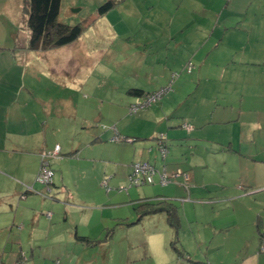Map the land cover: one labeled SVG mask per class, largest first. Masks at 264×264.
I'll list each match as a JSON object with an SVG mask.
<instances>
[{"label":"crops","instance_id":"obj_1","mask_svg":"<svg viewBox=\"0 0 264 264\" xmlns=\"http://www.w3.org/2000/svg\"><path fill=\"white\" fill-rule=\"evenodd\" d=\"M65 1L68 0H61V23H65L61 18ZM78 1L71 0L69 6L77 9H69L65 15H78L84 7L88 8L89 13L68 19L70 24H74L91 17L81 36L60 48L36 51L28 46L30 34L24 1L0 0V196L9 199V204L14 199L11 194L18 196L26 204L23 208L32 214L22 219L8 217L7 207L3 206L4 209L0 204L3 210L0 213V250L5 248L4 241L13 236L10 243L7 242L10 249H7L6 259L0 257V264H37L34 259L36 253L42 256L45 252L46 256L61 255L63 258L69 249L78 250L79 247L85 253L90 244L78 238H86L92 243L93 230L99 228L103 231V225L109 221L104 217L108 204L102 202H65L67 207L62 219H54L52 213L46 218L36 215L33 208L37 200L34 193L38 189L35 179L40 153L50 152L58 145L62 157L53 162H57V168L61 170H65L66 160L71 164L87 160L97 165L104 160L98 154L100 151L118 152L124 145L129 147L123 144L126 142L113 141L115 137L121 140L132 138L137 140L135 150L140 151L137 159L134 153V159L127 165L128 172L133 163L145 160L146 149L150 146L142 142L150 140L143 139L149 133H132L130 126H148L150 122L147 119L152 116L156 117L158 124L161 123L157 130L163 129V121L168 116L164 127L167 130L162 131L170 147V157L165 164L163 162L166 171L169 169L168 174H174L184 169L180 172L190 176L188 190L180 186L181 178H177L179 183L161 187L153 198L170 200L175 204L178 200L191 203L192 197L196 203L204 196L205 188L208 195L213 192L209 184L203 183L208 161L214 160L215 156L219 162L230 157L238 169L236 187L232 195L218 194L212 204L237 201L236 212H247L244 220L246 217L251 220L235 219L237 221L228 226L251 228L253 233V238L241 247L239 253L243 255H239L237 264H264V252H258L256 233L258 224L264 230V0H236L245 6L240 11L230 10L233 0H219L225 2L224 9L230 12L225 16L217 8L218 0H192L200 8L198 21L191 23L184 19L181 23L185 27L180 28H188L185 31L190 32L188 30L193 23L197 27L191 30L194 36L190 35V39L181 44L177 38L171 42L176 33L172 32V24L162 30L150 19L143 20L148 16L145 15L147 10L152 9H147L148 1L137 2V7L134 4L133 8L122 11L111 10L101 16L95 15L92 9L104 0H82L84 5ZM135 30L137 36L134 35ZM143 30L146 34L141 36ZM117 41L120 42L117 47L122 44L124 49H129L134 45L137 49L134 62L137 66L130 68L128 65L129 73L118 80L106 67L110 65L111 57H119L121 61L128 57L122 56V48L116 50ZM158 47L160 50L156 52L157 60L154 61L161 62V74L154 71L149 74L144 65L150 60L145 55H152V49ZM189 62L194 63L190 74L173 83L172 91L165 95V101L159 102L160 106H149L143 116L128 121L127 115L139 113L130 114L129 107L141 100L129 94L130 89L155 92L168 84L170 73L179 70L185 73ZM95 72L98 74L96 77ZM44 81L53 88L42 87ZM183 105L185 112H174ZM184 125L190 129H185ZM155 138L152 135L151 140ZM227 140L228 144L224 143ZM186 148L191 152L189 160L184 156ZM88 149L97 152L88 157ZM176 159L181 160L176 163L182 164L181 167L173 163ZM151 165L156 169L163 166L158 167L156 159ZM112 168L115 172L118 166ZM82 173L83 170L77 168L76 174ZM105 178L107 176L102 182L106 180L107 185L114 179L113 176ZM221 178H224L222 174ZM97 180H93L91 186L88 184L82 193H92L93 190L102 197L104 194L98 185H102L100 176ZM60 181L59 188L55 187L59 192L75 194L71 188L74 186V190H80L77 188L79 179L78 182L74 180L70 188L66 187L63 178ZM223 184L221 187L225 188L228 183ZM123 188L126 187H120L118 191H123ZM42 205L43 208L53 207V204L44 202ZM82 211L86 214L83 215ZM73 212H79L81 218L74 221L69 217ZM94 213H99V218H94ZM94 219V224H90ZM199 235L194 236V240ZM183 248L181 246L184 256L190 258L188 251L192 249ZM27 256L32 258L31 262H24Z\"/></svg>","mask_w":264,"mask_h":264},{"label":"rangeland","instance_id":"obj_2","mask_svg":"<svg viewBox=\"0 0 264 264\" xmlns=\"http://www.w3.org/2000/svg\"><path fill=\"white\" fill-rule=\"evenodd\" d=\"M105 1L106 0L100 2L96 6V9ZM146 1H148L147 9L150 7H152V9L147 10L148 13L145 15L148 16H146L143 20L150 19L151 20L150 22L153 25L157 26L162 30H165L166 27L169 28L170 25L172 24L174 30L172 32H176L171 37L172 43H174L175 41L174 38H177V41L181 44L184 43L186 40H189L190 35L194 36V33H192L191 30H193V28H196L197 24L193 23L192 28L188 30L190 32L185 31L188 28L186 29L180 28V27H185L184 24L181 23V21L184 19H188L191 23L194 21L195 22L198 21L197 14L199 17L200 8H198L197 4L194 5L192 0H118L112 11L119 9L120 11H122L123 9L126 8H133L135 6L134 4H136L137 7V2L139 4H142V3H146ZM216 2H218L217 8L219 9V11L223 12L224 16L230 13L228 9H224L225 8L224 1H222V3L219 0ZM70 3L71 0H68L67 2L65 1L63 3L62 5L63 15L61 18L65 22L63 24L73 26V25H77L80 22H74V24H70V20L68 19L72 17H77L79 15L81 17L85 13H89V10H87L88 9L87 7H84L82 13L78 15L71 14L70 16H66L65 14L69 12V9L70 11L77 9V7H70L69 6ZM78 3L80 5H84V2L82 0H79ZM194 7H197L198 9L196 10L194 9ZM229 8L232 11H240L243 10L245 6L243 7L241 6L240 3L236 2V0H233L230 3ZM94 9H92L93 13L96 11V9L95 10ZM191 12L192 14L189 15ZM126 20L129 21V19ZM66 21H69V23H67ZM213 25H215V22L213 23ZM139 27L142 28L143 23L140 24ZM144 34H146V30L142 31L141 36H144ZM134 35L137 36V32ZM119 43L120 42L117 41L115 45L116 50H120V48H122L120 50V53L122 54L124 52L122 56H128V57L127 58L125 57L124 60L122 61L119 57L117 59L111 57L109 62L110 65L108 66H106V64L103 63V65L109 68V73L113 74L116 77V80L121 79L122 77H124V75H127L130 71L129 70L130 68H133V66H137L134 63L137 60L136 58L137 49H135L136 47L132 45V48L124 49L122 44L119 47H117ZM159 48L160 47L152 49V55H145V58L150 60V62L144 65L147 71H149L148 72L149 74L153 73V71L154 73L161 74L160 72L161 66L159 65L161 64V62L156 63L154 61L156 59V54H157L156 52L160 50ZM221 48H225V47H221ZM125 64L127 65L125 66ZM128 65L130 68L128 67ZM193 65H194L193 62L191 63L189 62L187 64V68H186L187 71H185V73H183L181 70L170 73V76L167 79L168 81L167 88L168 89L170 88L168 92L172 91V85L176 80H179V77L181 78H183L184 76L187 77L188 74H190ZM162 67L164 68V66ZM189 68L190 71H188ZM172 74H177L178 76L173 81V83L170 81ZM94 76L96 77L98 76V74L95 72ZM47 83L49 84V82L44 81V84L42 83V87L45 86V88L47 89L51 88L52 85L50 84L46 85ZM166 94L167 93L162 95V97L158 100V102L152 104L151 106L152 107L160 106L161 103L159 102L165 101ZM147 110L148 109L142 110L137 115L134 116L127 115V117L130 118L128 119V121L141 117V115L147 112ZM174 112H182V113L185 112V106L184 105L181 106L180 110H175ZM166 118L163 121L165 122L163 123L165 125L164 127H166L167 125L166 123L168 122ZM147 120L150 122L148 123V126L141 124H139V126L132 125L130 126V129L132 133H136L137 131H142V133L145 132L149 133L147 138H143V139H150V140L142 141L150 144V146H148V148L146 149V153H145L146 157L145 160H143V162H147L146 160H149V164L150 163L153 164L154 159H156L157 166L160 167L163 165V162L164 164L166 163V160H168L170 156L167 154V156L163 160L161 158V154L159 150L157 149V145H156L157 139L155 138L156 140H151V137L152 135L158 136L160 135V133L164 134L167 128L163 127V129L161 128V130H157V126L160 125L161 123L158 124V122L155 121L156 120L155 116L154 117L152 116ZM63 121L69 122V120H62V122ZM187 125L192 127L188 123ZM221 139L222 138H220V140ZM119 141L126 142L123 144L129 145V147L124 145L122 149L117 150L118 152L100 151L98 153L99 155H102L104 157L103 162L106 161L107 162L106 164L102 162V164L100 163L94 165L93 163L87 160L82 161V163L71 164L69 163V161L66 160L65 161L66 171H65V170H61L60 168H57L58 167L56 165L57 162H53L54 160H52L51 162L53 163H50V165H51V169L54 172V177L52 180L54 181V186H51V190H49L50 196L44 195L45 194L43 192L44 188L39 183H37L38 189L36 190V193H34L35 191L33 189H29L35 194L34 196H36L37 198L35 207L33 209L36 211L35 212L36 215H38L39 217H41L40 215H42L43 216L42 218H46L47 214L52 213V215H55L54 219L56 218L62 219L65 215L64 214L65 207H67L65 202H69L73 204L84 203V202L86 203L102 202L108 204L106 207L107 209L104 210V217L109 221L107 222V224L103 225L104 228L103 231H101V229L99 228L93 230L92 238H90L92 241V245L90 244L89 248L86 249L87 251L85 253L81 247H79L78 250H75L74 248L69 249L67 251L68 255L63 256V258L61 255H58L59 257L46 256L45 252H43L42 256L36 253L34 259L37 260L36 261L37 264H68L70 261L71 264H199V263L200 264H237L238 260L240 259L239 255H243L239 253L241 247L243 245H246L249 239L253 238V236H251L253 233L251 228L246 229L245 227L242 228L240 227V229H237L238 227L230 228L228 226L236 222L237 220L235 221V219H240L241 221H245V220L249 221L251 219H246L247 218L246 217L244 220V215H246L247 212L241 211V214L240 212H236L235 209L238 206L237 201H234L233 203L217 202L212 204L214 202V199L219 196L218 194L232 195V191L236 187V183H237L236 170L238 169L234 167V164L231 161L230 157H226L225 160L219 162L216 161L218 156H215L214 160L208 161L209 164L208 171L207 174H205V176L203 177V183L209 184L208 186L210 190L213 191L212 193L208 195L207 190L205 188L204 196L201 197L202 198L201 200H197L196 203H193V201L195 200L192 197L190 198L189 201L191 203H185L182 200H178V202L175 203L180 218L179 221L181 222V223L179 222L180 227L178 232L175 233V231L169 226L165 217L163 215H160V213L148 215L144 217L142 221H138V216L136 214L137 205L141 201L145 199L147 200L153 199L154 196L159 194L158 191L161 190L160 189L161 186L157 183V181L152 186L132 187L127 192H125L124 190L118 191L120 187H127L129 175L131 174V170L127 172L128 169L127 165H129L131 163V160L134 159L133 158L134 153L137 159V154H139L140 151L137 150V148L135 150V144L137 143V140L135 139L133 140L132 138H127V139L124 138L123 140L118 139V141L116 142ZM224 143L228 144V140L227 142L225 141ZM167 146H168L167 150L169 151L170 147L169 145ZM87 152L90 153V155L88 156L90 157L91 154L96 153L97 150L93 152L91 149H88ZM190 154L191 152H189V149L186 148V151H184V156L188 158L191 157ZM75 155H77V153H75ZM66 157H71V156H66ZM177 161L181 162V160L176 159L173 160V163H175L176 166L181 167L182 164H176L178 163ZM112 166H118L117 169L115 168V172ZM77 168L82 169L83 173L77 175L76 174ZM92 171H96V172H92ZM100 171L104 173H99ZM74 172H75V176L71 177V174H73ZM176 172H178V170ZM167 173H169V169L167 170ZM221 174L224 178H221ZM99 176H100V182H102L104 176H107V178L105 179H108V177H112V176L114 177V179H112L108 184V191L106 188H104L101 185V183H99L98 185L100 186L101 191L104 194L102 195V197H100L93 190L92 193H87V194L82 193V191H84V188H87L88 184L91 186L92 181L97 180ZM61 178H63L64 184L66 185L67 188H70L71 184L74 185L73 182L74 180H76L75 182H78L79 179V186L77 188H80V190L79 191L76 189L74 190L73 188L76 187L74 186L71 188L73 190L72 192H75V194L70 192L72 194L68 195L67 192L64 193L59 192L58 188L61 182L60 181ZM176 180L173 182V184L170 185H176L174 183H179V181ZM223 183H228L227 187L222 188L221 186L225 185ZM56 186L58 188H55ZM92 188H94V186H92ZM42 192L43 194L41 195ZM128 194L130 195V197H128ZM11 196L14 198L11 204L8 203L9 199H6L4 196H0V204H2V207L3 206L7 207L8 217L17 216L18 219H22V217L32 216V214L28 212L29 211L28 209L23 208L24 206H26V204H23L24 202L20 200L18 196L14 194L13 195L11 194ZM43 202L47 203V205L53 204V207L43 208L44 207L42 205ZM152 202L153 204H155L154 201ZM9 206H12V209ZM1 212H3L2 209H0V213ZM82 213L83 215H85L86 211H82ZM97 216L99 218L100 216L99 213H94V218H97ZM69 217L72 218L74 221H76L81 218V215L79 212H73L72 214L69 215ZM94 221L95 219L90 224H92ZM107 233L111 234L110 239H108L109 234L106 237ZM177 234L179 235L180 242H178L177 240L178 239ZM197 234H200L199 238L197 240H194L195 239L194 236H196ZM12 239L13 236L12 238L11 237L7 238L3 243V247L5 248L0 250V257L4 256V260L6 259V255L8 254L7 249L9 247L7 245V242L10 243ZM173 242H176L174 244L175 245L174 247H176L178 250H180L179 248H181V246L182 248L184 247L183 249L186 248L192 249L191 252L188 251L191 259L190 262L188 260V257L185 258L179 257L176 250L172 247ZM260 249L261 247L259 248V253H260ZM245 251H246V247H245ZM31 259L32 258L30 256H27L24 262L26 261L27 263L29 261L31 262Z\"/></svg>","mask_w":264,"mask_h":264},{"label":"trees","instance_id":"obj_3","mask_svg":"<svg viewBox=\"0 0 264 264\" xmlns=\"http://www.w3.org/2000/svg\"><path fill=\"white\" fill-rule=\"evenodd\" d=\"M22 1H24L25 3L24 12L27 16L26 26L30 34L29 44H28L30 50L48 51L51 49H56V48H60L62 46L68 45L76 41L81 36V34L85 30V27L91 21L90 20L91 17L89 16L88 18L78 23L77 25L70 26V25L61 23L59 21L61 0H22ZM117 1L118 0H106L104 3L98 6L94 14L101 16V15L108 13L115 7ZM128 93L133 96L141 98L140 101H142L143 99H145L146 97H148L154 92L144 93L141 90L130 89ZM166 145H167V142H166ZM43 153H48V152L40 153L39 155L40 163H41V155ZM55 159H58V158L50 159L49 163H51V161ZM39 167H40V164H39ZM50 168H51V165H50ZM53 176H54V173L52 175L51 181L49 182L47 186L40 184L44 188L43 190V192L45 193L44 195L50 196L49 190H51V186H53V181H52ZM156 181H157V178H155L154 184ZM170 184H173V182ZM152 185H149V186H152ZM161 187H165V186H161ZM24 197H25V194L22 195V198ZM152 201H154L155 204H153ZM136 210H137L136 214L138 216V221H142V219L148 215L160 213L164 215L169 226L175 231V233H177L179 230L180 223H179L177 206L170 200L158 199V198H153V199H148V200L145 199L141 201L140 203H138ZM50 217H51V214H50ZM256 233L259 238V246H258V252H259V248L262 245H264V230L260 228L259 224L256 227ZM108 234L109 233H107L106 237L108 236ZM110 235L111 234H109L108 239H110L111 237ZM78 239L81 241H86V243L88 244H92L89 241H87L86 238H78ZM175 243L176 242L172 243V247L176 250L179 257L181 258L187 257V256H184L185 254H183V250L181 248H179L180 250H178L176 247H174ZM22 258H21V262L23 263ZM188 260L190 261L191 259L188 257Z\"/></svg>","mask_w":264,"mask_h":264},{"label":"built area","instance_id":"obj_4","mask_svg":"<svg viewBox=\"0 0 264 264\" xmlns=\"http://www.w3.org/2000/svg\"><path fill=\"white\" fill-rule=\"evenodd\" d=\"M190 71V68L188 69ZM177 74H172L170 81H173L177 78ZM168 85L164 88L159 89L158 91L152 93L142 101L137 102V104H133L129 107L130 114H136L142 110L149 108L152 104L158 102V100L164 95L168 93L169 89ZM185 129L189 130L190 127L184 125ZM157 139V149L161 154V158L164 160L166 157L168 150L166 145L165 135L160 134L156 136ZM155 139V140H156ZM113 141H118V138L115 137ZM60 147L57 145L51 152L43 153L41 155V163L38 170V175L36 178V183L47 186L52 179L53 172L50 168L49 160L53 158L60 157ZM155 178H157V182L160 186H166L172 182H174L177 178H181L182 182L180 183L186 190H188V186L190 183V176L187 173H181L180 171L174 174H168L166 171V167L163 165L160 169H156L154 166L147 162H135L131 165V174L129 175L128 185L126 188H123L124 191L132 187H142L149 186L154 184ZM102 186L107 189L108 185L107 181L104 180L102 182ZM48 189V188H47ZM122 189V188H121ZM29 190V188L27 189ZM47 217H50V214H47ZM260 252H264V245L261 246Z\"/></svg>","mask_w":264,"mask_h":264}]
</instances>
